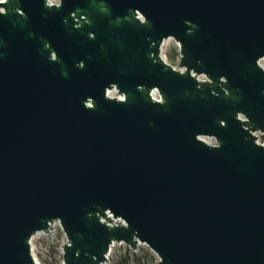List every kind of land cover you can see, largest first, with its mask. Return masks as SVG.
Segmentation results:
<instances>
[{"label": "water", "instance_id": "95a60500", "mask_svg": "<svg viewBox=\"0 0 264 264\" xmlns=\"http://www.w3.org/2000/svg\"><path fill=\"white\" fill-rule=\"evenodd\" d=\"M262 58L264 0H0V264H264Z\"/></svg>", "mask_w": 264, "mask_h": 264}, {"label": "rangeland", "instance_id": "374dc122", "mask_svg": "<svg viewBox=\"0 0 264 264\" xmlns=\"http://www.w3.org/2000/svg\"><path fill=\"white\" fill-rule=\"evenodd\" d=\"M174 45L172 39L165 40L164 46L167 50L174 48ZM63 241V233L56 222L52 224L51 230L48 234L37 233L33 235L30 240V247L33 258L37 264H59L60 247ZM145 253L153 255L144 244H138L136 250L131 251L124 244L114 243L109 248L107 263L104 264H116L120 255L128 256V264H136L133 262V257L141 258L140 264H146V261L143 258Z\"/></svg>", "mask_w": 264, "mask_h": 264}, {"label": "trees", "instance_id": "16d2710c", "mask_svg": "<svg viewBox=\"0 0 264 264\" xmlns=\"http://www.w3.org/2000/svg\"><path fill=\"white\" fill-rule=\"evenodd\" d=\"M175 50L172 48L171 50L166 51V58L167 61L171 64L175 62ZM144 260L146 261V264H153L155 261V257L153 255H148L145 253L143 255ZM59 260H60V255H59ZM141 258L139 257H133V262L136 264H140ZM129 258L127 255H120L116 261V264H128Z\"/></svg>", "mask_w": 264, "mask_h": 264}, {"label": "built area", "instance_id": "2783aa9c", "mask_svg": "<svg viewBox=\"0 0 264 264\" xmlns=\"http://www.w3.org/2000/svg\"><path fill=\"white\" fill-rule=\"evenodd\" d=\"M165 41H163L162 45H161V49H160V56L161 58H163L164 60L167 61V58H166V51H168L165 46ZM174 50H175V53L177 55V48H176V45H174ZM175 59H176V56H175ZM260 61L264 64V58L260 59ZM168 62V61H167ZM176 62H174L172 65L175 66ZM171 64V63H170ZM110 94H112V92H109ZM254 135L256 136V141H261V142H264V135H261L260 133L256 132L254 133ZM204 139H207L209 141H212L214 142V140L212 138H207V137H204ZM59 264H61V257H60V260H59Z\"/></svg>", "mask_w": 264, "mask_h": 264}, {"label": "flooded vegetation", "instance_id": "af4514ba", "mask_svg": "<svg viewBox=\"0 0 264 264\" xmlns=\"http://www.w3.org/2000/svg\"><path fill=\"white\" fill-rule=\"evenodd\" d=\"M53 1H55V0H53ZM175 62H176V59H175ZM176 64V63H175Z\"/></svg>", "mask_w": 264, "mask_h": 264}]
</instances>
